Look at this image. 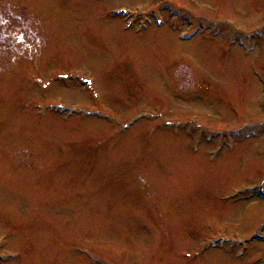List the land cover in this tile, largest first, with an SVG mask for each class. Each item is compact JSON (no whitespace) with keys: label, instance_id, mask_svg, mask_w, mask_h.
Masks as SVG:
<instances>
[{"label":"rangeland","instance_id":"1","mask_svg":"<svg viewBox=\"0 0 264 264\" xmlns=\"http://www.w3.org/2000/svg\"><path fill=\"white\" fill-rule=\"evenodd\" d=\"M263 29L264 0H0V264H260Z\"/></svg>","mask_w":264,"mask_h":264},{"label":"trees","instance_id":"2","mask_svg":"<svg viewBox=\"0 0 264 264\" xmlns=\"http://www.w3.org/2000/svg\"><path fill=\"white\" fill-rule=\"evenodd\" d=\"M22 50H19L18 52H21Z\"/></svg>","mask_w":264,"mask_h":264},{"label":"bare ground","instance_id":"3","mask_svg":"<svg viewBox=\"0 0 264 264\" xmlns=\"http://www.w3.org/2000/svg\"><path fill=\"white\" fill-rule=\"evenodd\" d=\"M193 39V38H192ZM192 39H190V40H192Z\"/></svg>","mask_w":264,"mask_h":264}]
</instances>
